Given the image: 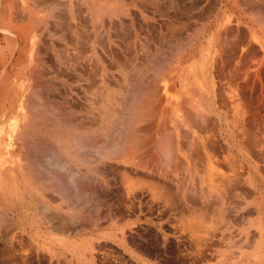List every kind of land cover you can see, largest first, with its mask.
<instances>
[{"label": "crops", "instance_id": "obj_1", "mask_svg": "<svg viewBox=\"0 0 264 264\" xmlns=\"http://www.w3.org/2000/svg\"><path fill=\"white\" fill-rule=\"evenodd\" d=\"M258 1L219 0L211 23L222 26L182 29L185 42L170 72L156 77L152 120L141 122L137 175L145 261L264 264V2ZM87 145L78 137L19 138L8 156L0 155V219L41 246L0 249V264H50L66 256L59 245L67 220L92 217L83 213L81 179L84 171L97 177L99 166L85 154ZM127 166L121 177H131Z\"/></svg>", "mask_w": 264, "mask_h": 264}, {"label": "rangeland", "instance_id": "obj_2", "mask_svg": "<svg viewBox=\"0 0 264 264\" xmlns=\"http://www.w3.org/2000/svg\"><path fill=\"white\" fill-rule=\"evenodd\" d=\"M218 3L0 0L2 159L19 138L78 137L99 166L81 179L92 217L67 220L66 256L50 264H153L141 258V122L152 120L155 80L170 72L182 29H218ZM13 226L0 219V249L41 248Z\"/></svg>", "mask_w": 264, "mask_h": 264}, {"label": "bare ground", "instance_id": "obj_3", "mask_svg": "<svg viewBox=\"0 0 264 264\" xmlns=\"http://www.w3.org/2000/svg\"><path fill=\"white\" fill-rule=\"evenodd\" d=\"M169 146V145H168ZM168 148H170V147H168ZM169 150V149H168ZM165 151V150H164ZM167 152V151H166ZM168 155V154H167Z\"/></svg>", "mask_w": 264, "mask_h": 264}]
</instances>
